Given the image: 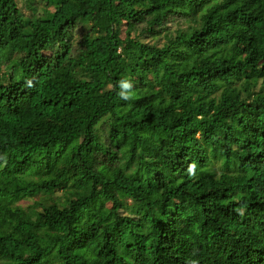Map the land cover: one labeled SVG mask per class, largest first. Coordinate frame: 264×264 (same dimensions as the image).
Wrapping results in <instances>:
<instances>
[{
    "label": "trees",
    "instance_id": "obj_1",
    "mask_svg": "<svg viewBox=\"0 0 264 264\" xmlns=\"http://www.w3.org/2000/svg\"><path fill=\"white\" fill-rule=\"evenodd\" d=\"M26 2L0 0V264H264V0Z\"/></svg>",
    "mask_w": 264,
    "mask_h": 264
},
{
    "label": "rangeland",
    "instance_id": "obj_2",
    "mask_svg": "<svg viewBox=\"0 0 264 264\" xmlns=\"http://www.w3.org/2000/svg\"><path fill=\"white\" fill-rule=\"evenodd\" d=\"M17 2H18V4H19V7L22 9V11L25 13V14H27V15H30V14H32V8H31V6H30V4L28 3V2H26V0H17ZM38 6V5H37ZM39 7V10L41 11L42 9H43V7H44V5H39L38 6ZM178 25H180V24H173L172 25V29L174 30V29H176L177 28V26ZM182 26H184V24H182ZM186 26V25H185ZM171 29V30H172ZM172 30V31H173ZM134 34V33H133ZM123 37H125L126 36V33H125V28H124V32H123V35H122ZM165 40L166 39H163V42L161 41V42H159L160 44H163L164 42H165ZM144 41L145 42H150V43H155L157 40H155V39H146V38H144ZM5 68H4V65H3V70H4ZM110 120V117H107V118H105L98 126H97V131L99 132V134H100V136H101V138L103 139V140H105L106 139V136H107V129H108V121ZM57 196H62V195H58L57 194ZM36 200H39V197H36L35 198V200H33V199H24V200H22V201H20V202H18L17 203V206H20V207H22V208H24V209H26L27 211H30L31 210V207L33 206V204H34V202L36 201ZM106 206H107V208H109L110 206H111V204L109 203V202H107L106 203Z\"/></svg>",
    "mask_w": 264,
    "mask_h": 264
},
{
    "label": "clouds",
    "instance_id": "obj_3",
    "mask_svg": "<svg viewBox=\"0 0 264 264\" xmlns=\"http://www.w3.org/2000/svg\"><path fill=\"white\" fill-rule=\"evenodd\" d=\"M27 83L29 84V86H31V82L27 81ZM118 92L117 95L120 97L121 100L123 101H133L136 97H135V92H134V83L131 79L124 77L121 78L118 81ZM194 165H190L189 167V171L191 172L192 168H194ZM193 255H195V253H193ZM186 264H199V260L198 259H193V258H189L186 261Z\"/></svg>",
    "mask_w": 264,
    "mask_h": 264
}]
</instances>
